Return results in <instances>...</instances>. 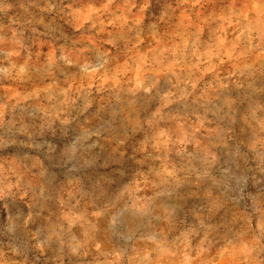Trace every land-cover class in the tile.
<instances>
[{
  "label": "clouds",
  "instance_id": "1",
  "mask_svg": "<svg viewBox=\"0 0 264 264\" xmlns=\"http://www.w3.org/2000/svg\"><path fill=\"white\" fill-rule=\"evenodd\" d=\"M0 264H264V0H0Z\"/></svg>",
  "mask_w": 264,
  "mask_h": 264
}]
</instances>
